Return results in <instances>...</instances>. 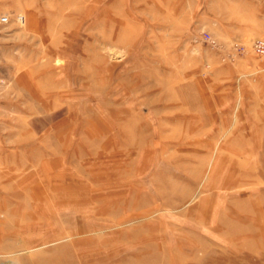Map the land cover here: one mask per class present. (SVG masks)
I'll use <instances>...</instances> for the list:
<instances>
[{"label": "rangeland", "instance_id": "rangeland-1", "mask_svg": "<svg viewBox=\"0 0 264 264\" xmlns=\"http://www.w3.org/2000/svg\"><path fill=\"white\" fill-rule=\"evenodd\" d=\"M256 39L264 0H0V264H264Z\"/></svg>", "mask_w": 264, "mask_h": 264}, {"label": "built area", "instance_id": "built-area-1", "mask_svg": "<svg viewBox=\"0 0 264 264\" xmlns=\"http://www.w3.org/2000/svg\"><path fill=\"white\" fill-rule=\"evenodd\" d=\"M3 23L7 22L6 18H3ZM251 49L254 54L259 57L264 58V40L263 39H256L251 44Z\"/></svg>", "mask_w": 264, "mask_h": 264}, {"label": "crops", "instance_id": "crops-1", "mask_svg": "<svg viewBox=\"0 0 264 264\" xmlns=\"http://www.w3.org/2000/svg\"><path fill=\"white\" fill-rule=\"evenodd\" d=\"M0 179H2V178H0ZM9 179H10V178H9ZM6 180H7V179H6ZM6 180H5V181H6ZM7 181H8V180H7ZM0 187L5 188L4 185H1ZM19 196H20V195L15 196L14 199H17V197L20 198V199L23 198V197L21 198V197H19ZM14 199H13V200H14ZM11 201H12V198H10V197H8V196H7V197H6V196H5V197H1V198H0V207H3V206H4V207H5V206H9V205L11 204ZM33 206L35 207L36 205L33 204V205H32V208H34ZM31 213H32V214H31V217H32V216H33V217H36L35 214H34V209L31 210ZM35 226H36V225H35ZM35 226H34V225H33V226H32V225L29 226V224H28L27 227L25 226V229H26V231H27V228H32V227H35ZM25 229H24V230H25Z\"/></svg>", "mask_w": 264, "mask_h": 264}, {"label": "bare ground", "instance_id": "bare-ground-1", "mask_svg": "<svg viewBox=\"0 0 264 264\" xmlns=\"http://www.w3.org/2000/svg\"><path fill=\"white\" fill-rule=\"evenodd\" d=\"M5 186V185H4ZM6 187V186H5ZM1 189V188H0ZM19 189L21 190V189H23L22 187H19ZM2 190V189H1ZM8 190V189H7ZM22 191V190H21ZM33 193V192H32ZM36 194V193H35ZM32 196V195H31ZM3 197V196H2ZM34 197V196H33ZM32 197V198H33ZM19 199V198H18ZM27 199V198H26ZM25 201V200H24ZM12 204V203H11ZM34 207V206H33ZM37 207H38V205H37ZM45 208V207H44ZM37 209V208H36ZM40 209V208H39ZM48 211V210H47ZM9 213V212H8ZM38 212H36V211H34V214L36 215ZM43 213V212H42ZM32 214V213H31ZM41 216V214L39 213V217ZM59 218V217H58ZM13 220V219H12ZM2 221V220H1ZM1 223V222H0ZM55 223V222H54ZM41 228V227H40ZM20 229H22V230H24L25 229V227H23V228H20ZM19 229V230H20ZM37 229H39L37 226H35V227H32V228H27V231H33V230H37ZM18 231V230H17ZM16 231V232H17ZM45 232V231H44ZM7 233V232H6ZM23 233V232H22ZM21 234V233H20ZM58 234V233H57ZM8 236V235H7ZM10 236H11V234H10ZM23 236V235H22ZM6 239V238H5ZM12 239V238H11ZM34 240V239H33ZM17 242V241H16ZM29 242V241H28ZM31 243V242H30ZM35 246V245H34ZM36 248H37V246H36ZM43 248H45V247H43Z\"/></svg>", "mask_w": 264, "mask_h": 264}]
</instances>
